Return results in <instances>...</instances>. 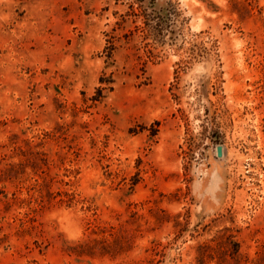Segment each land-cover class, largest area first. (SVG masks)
Returning a JSON list of instances; mask_svg holds the SVG:
<instances>
[{
  "label": "rangeland",
  "instance_id": "rangeland-1",
  "mask_svg": "<svg viewBox=\"0 0 264 264\" xmlns=\"http://www.w3.org/2000/svg\"><path fill=\"white\" fill-rule=\"evenodd\" d=\"M0 264H264V0H0Z\"/></svg>",
  "mask_w": 264,
  "mask_h": 264
},
{
  "label": "trees",
  "instance_id": "trees-1",
  "mask_svg": "<svg viewBox=\"0 0 264 264\" xmlns=\"http://www.w3.org/2000/svg\"><path fill=\"white\" fill-rule=\"evenodd\" d=\"M105 81V80H104ZM103 80H102V82H104ZM111 81H109V83H110ZM105 83H108L107 81L105 82ZM101 90L102 89H99L98 91H99V93L101 92Z\"/></svg>",
  "mask_w": 264,
  "mask_h": 264
},
{
  "label": "water",
  "instance_id": "water-1",
  "mask_svg": "<svg viewBox=\"0 0 264 264\" xmlns=\"http://www.w3.org/2000/svg\"><path fill=\"white\" fill-rule=\"evenodd\" d=\"M219 154H222V148H219Z\"/></svg>",
  "mask_w": 264,
  "mask_h": 264
}]
</instances>
